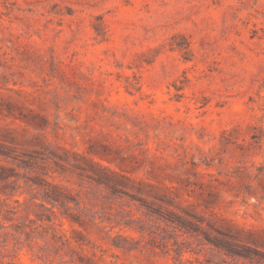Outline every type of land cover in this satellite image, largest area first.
<instances>
[{
    "label": "rangeland",
    "instance_id": "rangeland-1",
    "mask_svg": "<svg viewBox=\"0 0 264 264\" xmlns=\"http://www.w3.org/2000/svg\"><path fill=\"white\" fill-rule=\"evenodd\" d=\"M0 264H264V0H0Z\"/></svg>",
    "mask_w": 264,
    "mask_h": 264
},
{
    "label": "trees",
    "instance_id": "trees-1",
    "mask_svg": "<svg viewBox=\"0 0 264 264\" xmlns=\"http://www.w3.org/2000/svg\"><path fill=\"white\" fill-rule=\"evenodd\" d=\"M54 198H56V197H54ZM55 200V199H54ZM73 220V219H72ZM75 222V221H74Z\"/></svg>",
    "mask_w": 264,
    "mask_h": 264
}]
</instances>
